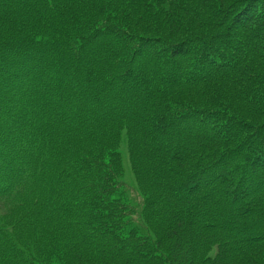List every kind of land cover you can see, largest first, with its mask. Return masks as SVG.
Wrapping results in <instances>:
<instances>
[{"label":"trees","instance_id":"1","mask_svg":"<svg viewBox=\"0 0 264 264\" xmlns=\"http://www.w3.org/2000/svg\"><path fill=\"white\" fill-rule=\"evenodd\" d=\"M0 264H264V0H0Z\"/></svg>","mask_w":264,"mask_h":264},{"label":"rangeland","instance_id":"2","mask_svg":"<svg viewBox=\"0 0 264 264\" xmlns=\"http://www.w3.org/2000/svg\"><path fill=\"white\" fill-rule=\"evenodd\" d=\"M123 155H125L126 157L125 148H123ZM126 165H128V163H126ZM124 184L127 190V196L132 200L133 203L139 204L140 199L137 195L136 189L134 188L135 182L133 180V177L131 175V171L129 170V168L125 170Z\"/></svg>","mask_w":264,"mask_h":264}]
</instances>
